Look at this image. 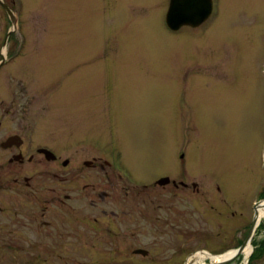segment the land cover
<instances>
[{"label":"rangeland","instance_id":"obj_1","mask_svg":"<svg viewBox=\"0 0 264 264\" xmlns=\"http://www.w3.org/2000/svg\"><path fill=\"white\" fill-rule=\"evenodd\" d=\"M3 1L17 28L0 3V47L24 48L0 74L21 65L18 77L34 78L32 83L47 78L43 97L51 98L48 109L36 97L31 109L49 116L51 139L60 144H145L142 161L128 157L144 181L164 168L166 144H191L187 152L194 171L184 165L180 174L189 172L197 188L214 191L196 192L189 203L181 194L180 205H195L196 237L185 250L180 245V264L200 251L222 255L242 245L254 205L263 198L264 0H220L219 14L201 27L177 30L165 17L170 0ZM25 60L27 71L22 69ZM116 161L124 167L121 159ZM220 184L228 204L222 229L215 191ZM88 246L93 245H84L80 255L85 263L103 264L99 248ZM251 246L248 257L242 253L230 264H264V217ZM140 247L149 248L133 243L132 251L137 249L132 254L147 251ZM174 248L164 246L163 256ZM18 252L19 264L34 263L28 245L18 246ZM135 257L132 264H167ZM197 261L213 262L208 256ZM3 263L13 261L8 257ZM34 264L49 262L37 259Z\"/></svg>","mask_w":264,"mask_h":264},{"label":"flooded vegetation","instance_id":"obj_2","mask_svg":"<svg viewBox=\"0 0 264 264\" xmlns=\"http://www.w3.org/2000/svg\"><path fill=\"white\" fill-rule=\"evenodd\" d=\"M190 1L206 12L203 21L187 25L190 28L198 29L219 14L220 0ZM11 46L0 47V70L18 59L24 48L20 44L11 51ZM28 64L25 60L23 71ZM20 67L0 74V264L8 257L19 264L21 244L29 246L34 263L40 259L49 264H86L80 255L84 245L92 244L88 247L99 248L103 264L118 260L122 262L117 264H132L135 256L180 264V245L185 250L196 237L195 205H180L181 194L189 203L196 192L214 191L197 188L194 179L187 178L189 172L180 174L184 165L194 171L187 152L191 144H166L164 168L145 176L146 181L138 178L128 160L130 156L142 161L145 144H60L49 134V116L31 109L34 97L45 101L43 108L48 109L51 98L43 97L47 78L32 83L34 78L16 75ZM215 191L222 229L227 222L226 192L222 184ZM259 194L264 197V183ZM133 243L149 248L132 254L137 249L132 251ZM4 246L13 252H5ZM164 246L175 248L163 256Z\"/></svg>","mask_w":264,"mask_h":264},{"label":"water","instance_id":"obj_3","mask_svg":"<svg viewBox=\"0 0 264 264\" xmlns=\"http://www.w3.org/2000/svg\"><path fill=\"white\" fill-rule=\"evenodd\" d=\"M0 2L2 3L3 6L7 8L8 12L10 13V16L12 17V21L15 23L16 18L13 16V12H11V10L2 0H0ZM196 6H198V4H196ZM205 14L206 12L204 11H198L197 7L195 8L194 3H192L190 0H172L167 13V24L173 30H177L181 28L183 25H198L205 18ZM179 15L181 17H178ZM159 182L162 183L164 182V180H159ZM263 201L264 199H262L261 201L255 204V215L253 218V222L251 224L249 233L243 244L240 245L238 248L234 249L235 252L230 257L209 264H230L244 252V249L248 243L250 244L252 243L256 228L259 224L258 206ZM137 251L144 252L145 250L139 249ZM192 263L193 262H191V260L188 261V264H192ZM202 264H206V263H202Z\"/></svg>","mask_w":264,"mask_h":264},{"label":"bare ground","instance_id":"obj_4","mask_svg":"<svg viewBox=\"0 0 264 264\" xmlns=\"http://www.w3.org/2000/svg\"><path fill=\"white\" fill-rule=\"evenodd\" d=\"M264 217V201L259 204L258 206V221H260L262 218ZM235 252V250H230L227 251L226 253L222 254V255H213L211 253H207V252H197V255H195L194 257H192L191 262H193L192 264H202L199 263L197 261V259L202 258V257H210L214 262L215 261H220V260H224L228 257H230L231 255H233ZM252 252V246L250 243L247 244V246L244 249L243 254H245V257H248L250 255V253Z\"/></svg>","mask_w":264,"mask_h":264}]
</instances>
